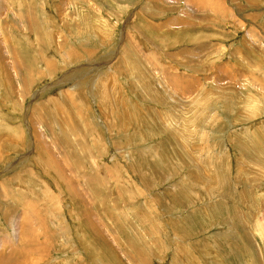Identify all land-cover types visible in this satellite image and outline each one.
Instances as JSON below:
<instances>
[{
    "label": "rangeland",
    "instance_id": "374dc122",
    "mask_svg": "<svg viewBox=\"0 0 264 264\" xmlns=\"http://www.w3.org/2000/svg\"><path fill=\"white\" fill-rule=\"evenodd\" d=\"M0 264H264V0H0Z\"/></svg>",
    "mask_w": 264,
    "mask_h": 264
},
{
    "label": "crops",
    "instance_id": "0c3cea01",
    "mask_svg": "<svg viewBox=\"0 0 264 264\" xmlns=\"http://www.w3.org/2000/svg\"><path fill=\"white\" fill-rule=\"evenodd\" d=\"M249 20H251L250 18H249ZM262 27V26H261Z\"/></svg>",
    "mask_w": 264,
    "mask_h": 264
},
{
    "label": "bare ground",
    "instance_id": "6f19581e",
    "mask_svg": "<svg viewBox=\"0 0 264 264\" xmlns=\"http://www.w3.org/2000/svg\"><path fill=\"white\" fill-rule=\"evenodd\" d=\"M55 136V135H54ZM28 240V239H27ZM27 242V241H26Z\"/></svg>",
    "mask_w": 264,
    "mask_h": 264
}]
</instances>
